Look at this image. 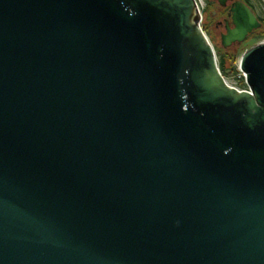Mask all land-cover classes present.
<instances>
[{"label":"water","instance_id":"95a60500","mask_svg":"<svg viewBox=\"0 0 264 264\" xmlns=\"http://www.w3.org/2000/svg\"><path fill=\"white\" fill-rule=\"evenodd\" d=\"M195 10L0 0V264H264V40L238 91Z\"/></svg>","mask_w":264,"mask_h":264},{"label":"flooded vegetation","instance_id":"af4514ba","mask_svg":"<svg viewBox=\"0 0 264 264\" xmlns=\"http://www.w3.org/2000/svg\"><path fill=\"white\" fill-rule=\"evenodd\" d=\"M233 0H205V10L202 19V26L208 35L214 48H223L226 50H231L235 48L238 43H232L226 47L221 45V37L226 33V25L232 26V22L229 15V7ZM247 5H249L255 12L257 18L262 22L264 17L259 16L253 6L248 2V0H242ZM262 25L254 30H252L246 38L242 41L245 42L254 35L257 34ZM241 42V43H242ZM216 51V49H215Z\"/></svg>","mask_w":264,"mask_h":264},{"label":"trees","instance_id":"16d2710c","mask_svg":"<svg viewBox=\"0 0 264 264\" xmlns=\"http://www.w3.org/2000/svg\"><path fill=\"white\" fill-rule=\"evenodd\" d=\"M263 26L256 35H254L252 38L257 37H264V19H262ZM247 41L239 43L235 46V48L231 50H226L223 48H215L216 54L218 56V66L223 75H226L228 73H238L239 70L237 68V65L235 64V60L237 55L239 54V51L247 49L246 47ZM241 84L245 85L244 78L241 79Z\"/></svg>","mask_w":264,"mask_h":264},{"label":"rangeland","instance_id":"374dc122","mask_svg":"<svg viewBox=\"0 0 264 264\" xmlns=\"http://www.w3.org/2000/svg\"><path fill=\"white\" fill-rule=\"evenodd\" d=\"M248 2L253 6V8L255 9L256 13L259 16L264 17V0H248ZM263 40H264V37H257V38L251 37L250 39L247 40L246 47H248L254 43L263 41ZM242 52H243V50L239 51V54L237 55L236 60H235V64L237 65V68L239 67V58H240ZM217 60H218V56H217ZM224 77L228 83L235 85L240 89L247 88L246 84L245 85L241 84V79L243 77L242 73H239V72L234 73V74L228 73V74L224 75Z\"/></svg>","mask_w":264,"mask_h":264},{"label":"built area","instance_id":"2783aa9c","mask_svg":"<svg viewBox=\"0 0 264 264\" xmlns=\"http://www.w3.org/2000/svg\"><path fill=\"white\" fill-rule=\"evenodd\" d=\"M194 1V6L196 8L194 14L197 16V25L199 27V29L201 30V32L204 34V36L207 38V40L209 41V43H211L208 35L206 34L205 30L203 29V26H202V19H203V14H204V10H205V0H193ZM212 44V43H211ZM238 70H239V73H242V76L244 78V82H245V77H244V73L239 69L238 67ZM226 80V79H225ZM227 82V81H226ZM227 84L231 87H234L236 88L238 91L240 90H248V87L247 88H244V89H240L238 88L237 86L235 85H232L230 83L227 82ZM247 86V85H246Z\"/></svg>","mask_w":264,"mask_h":264}]
</instances>
